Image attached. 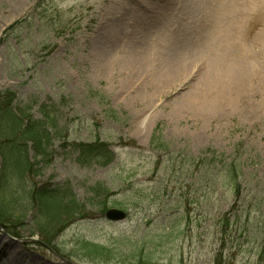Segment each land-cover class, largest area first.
Segmentation results:
<instances>
[{
    "label": "rangeland",
    "instance_id": "1",
    "mask_svg": "<svg viewBox=\"0 0 264 264\" xmlns=\"http://www.w3.org/2000/svg\"><path fill=\"white\" fill-rule=\"evenodd\" d=\"M136 10L131 0H0V91L59 132L25 187L9 172L0 185V213L19 235L0 227V264H264V58L110 44ZM80 142L107 144L114 161L81 165ZM234 159L237 201L221 180ZM46 185L68 189L78 212L47 218L30 195ZM108 208L127 219L108 221Z\"/></svg>",
    "mask_w": 264,
    "mask_h": 264
},
{
    "label": "bare ground",
    "instance_id": "2",
    "mask_svg": "<svg viewBox=\"0 0 264 264\" xmlns=\"http://www.w3.org/2000/svg\"><path fill=\"white\" fill-rule=\"evenodd\" d=\"M137 14L131 28L115 32L130 47H197L209 62L264 58V0H131ZM181 7L180 13L170 6ZM140 9V10H139ZM122 35V37H120ZM145 69L148 61H135ZM5 231L6 229L1 228Z\"/></svg>",
    "mask_w": 264,
    "mask_h": 264
},
{
    "label": "trees",
    "instance_id": "3",
    "mask_svg": "<svg viewBox=\"0 0 264 264\" xmlns=\"http://www.w3.org/2000/svg\"><path fill=\"white\" fill-rule=\"evenodd\" d=\"M15 95L16 93L10 89L0 91V118H2L0 124L5 122L7 124V129L0 127L4 131L2 135L4 139L0 138V185L7 181L9 172L10 175H13V178L19 181L21 187L22 185L25 187L24 176L29 175L31 172L34 173V171L35 173L38 172L36 169L37 159L47 160L50 157L55 133L58 134L59 132L52 130L53 128L49 126L45 118L35 119L23 111H16L12 107ZM48 120L51 121V118ZM156 141L162 149H167L160 137L154 135L153 143ZM74 149L77 153V160L81 165L98 163L106 166L115 159L114 152L104 143L80 142L75 144ZM31 150L34 158L29 153ZM187 157L191 161L195 159L191 154ZM241 173L242 168L237 159L223 164V177H221V180L226 181L230 190L234 193V201L242 196ZM67 190L59 186L46 185L33 190V192L31 191L30 195L34 202L43 209V214L47 218H60L67 212H78L75 197ZM4 200L5 198L2 197L0 206L3 202H6ZM11 216L10 214L0 213V227L16 236L17 234L12 232L11 227H9ZM222 222H229V220L223 217ZM84 247L89 255H96L101 251V247L94 243H87ZM220 261L221 255L219 260L214 261V264H221Z\"/></svg>",
    "mask_w": 264,
    "mask_h": 264
},
{
    "label": "water",
    "instance_id": "4",
    "mask_svg": "<svg viewBox=\"0 0 264 264\" xmlns=\"http://www.w3.org/2000/svg\"><path fill=\"white\" fill-rule=\"evenodd\" d=\"M127 212L120 208H109L105 212V217L108 221L117 223V222H123L127 219Z\"/></svg>",
    "mask_w": 264,
    "mask_h": 264
}]
</instances>
